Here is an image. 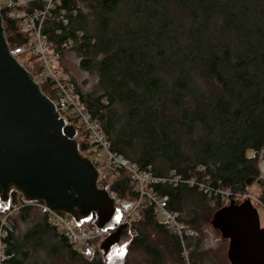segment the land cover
<instances>
[{"label":"trees","instance_id":"obj_1","mask_svg":"<svg viewBox=\"0 0 264 264\" xmlns=\"http://www.w3.org/2000/svg\"><path fill=\"white\" fill-rule=\"evenodd\" d=\"M64 3L78 15L70 28H62L64 34L49 38L57 43L82 30L83 42L72 51L82 69L97 73L92 89L74 79L71 86L112 151L157 177L183 181L156 182L153 189L196 229L191 240L201 243L200 209L207 201L217 203L213 212L223 206L220 195L204 193L199 182L234 196L244 194L247 179L255 177L264 203V0ZM4 24L11 44L22 43L14 21ZM77 139L80 148L88 145L84 133ZM131 179L121 170L111 180L120 201L138 198ZM18 213L6 237L10 258L5 264H48L65 254L61 249L82 264H105L98 246L92 257L74 250L46 212L26 207ZM18 223L28 228L18 232ZM132 227L137 236L130 246L143 249L155 264L163 260L155 235L180 256V240L151 205L139 210Z\"/></svg>","mask_w":264,"mask_h":264},{"label":"water","instance_id":"obj_2","mask_svg":"<svg viewBox=\"0 0 264 264\" xmlns=\"http://www.w3.org/2000/svg\"><path fill=\"white\" fill-rule=\"evenodd\" d=\"M0 15V211H6L12 187L28 200L110 230L99 247L103 258L133 241L132 223H120L122 211L99 186V172L80 150L78 130L66 124L32 74L11 55ZM255 177L247 179L251 185ZM264 207L252 197L214 212L210 223L229 240L231 264H264Z\"/></svg>","mask_w":264,"mask_h":264},{"label":"built area","instance_id":"obj_3","mask_svg":"<svg viewBox=\"0 0 264 264\" xmlns=\"http://www.w3.org/2000/svg\"><path fill=\"white\" fill-rule=\"evenodd\" d=\"M0 15L3 23L7 19L14 21L18 33L23 38L22 43L13 46L4 24L11 55L32 74L44 93L53 101L66 124L72 123L76 126L78 133L75 139L80 137L81 130L78 127L83 130L88 145L80 148L81 153L95 164L99 172V186L109 191L121 209H123L121 201L108 182L116 178L121 170L127 171L132 178L138 198L132 207L122 211L120 223L127 221L132 223L138 218L140 209L147 204L151 205L155 215L165 224L169 233L178 237L182 246L181 253L187 256L190 249L189 241L196 236V229L182 219L178 211L170 209L166 195L153 189L156 182L168 181L176 186L183 181L178 177H157L150 170L140 169L121 153L112 151L96 119L80 100L79 94L60 74L62 59L68 52L80 47L84 33L82 30H76L73 36L68 33L65 39L57 43L49 38V34H64L62 28H70L72 19L78 15V9L66 6L64 0H0ZM27 55L32 56L33 66L19 60L21 56ZM33 69H36L37 73H34ZM187 182L193 184L195 180ZM198 185L200 190L208 195H220L222 201L233 194L230 190L214 189L204 182H199ZM26 207L40 208L46 212L57 231L68 238L72 248L86 257H92L96 246L99 247L103 239L111 233L110 230L97 228L94 220L79 225L69 214L49 209L44 201L28 200L16 190L11 196L7 210L2 211L0 217V264H5L10 258L6 237L14 228L13 216ZM136 233L133 228V237L137 236Z\"/></svg>","mask_w":264,"mask_h":264},{"label":"rangeland","instance_id":"obj_4","mask_svg":"<svg viewBox=\"0 0 264 264\" xmlns=\"http://www.w3.org/2000/svg\"><path fill=\"white\" fill-rule=\"evenodd\" d=\"M31 57L32 56L30 55L21 56L19 60L28 66H33V58ZM33 70L34 73H37L36 69ZM60 74L69 84L70 79H74L78 86L87 90L92 89L97 82V73H90L89 71L82 69L79 65L77 56H75V54L73 55V52H69L64 56V60L60 68ZM79 130H81V138L83 137V130ZM249 154H251V152H249ZM262 164L264 165V163ZM110 182H108L109 186ZM247 188L248 189L244 194L237 193L234 196L232 194L230 198L228 197L225 201H222L223 206L229 204L232 199H235L237 203H241L244 202L245 199L252 197L256 206L264 207V203L261 201L262 190L259 187V184L253 181ZM125 199L126 200L121 201V207L129 209L133 206L135 201L129 198ZM207 203L208 204L200 209L201 224L198 236L201 238V243L196 245L195 240H191L188 255L183 256L180 251V256L177 257L173 247L166 245L167 241L164 240L165 238L162 239L161 237L155 235L153 236V239L159 245L163 254V260L157 262L156 264H231L227 256L229 240L222 238L219 230L215 229L210 223L212 215L214 214L213 210L217 207V203L214 200H208ZM35 210L40 212L43 211L40 208H36ZM18 212H16L14 216H18ZM86 223H88L87 220ZM262 225L264 227V222ZM17 227L18 232H24L28 228V225L18 223ZM130 245L131 244L123 248H113L112 253L103 258L105 264H155L152 261L153 259L150 258V256L143 249L134 248ZM61 253L65 254L53 256L51 261H48V264H82L81 260L70 259L66 251L64 252L62 249Z\"/></svg>","mask_w":264,"mask_h":264},{"label":"flooded vegetation","instance_id":"obj_5","mask_svg":"<svg viewBox=\"0 0 264 264\" xmlns=\"http://www.w3.org/2000/svg\"><path fill=\"white\" fill-rule=\"evenodd\" d=\"M15 192H16L15 187H12V189H11L10 192H9V194H10V199H11L12 194L15 193ZM2 194H3V193H2ZM2 194H0V197L2 196Z\"/></svg>","mask_w":264,"mask_h":264},{"label":"crops","instance_id":"obj_6","mask_svg":"<svg viewBox=\"0 0 264 264\" xmlns=\"http://www.w3.org/2000/svg\"><path fill=\"white\" fill-rule=\"evenodd\" d=\"M73 52V55L75 54L74 51H70V53ZM69 53V52H68ZM263 172H264V167L262 168ZM123 209H127V208H123ZM91 220H87V222L89 223ZM86 222V221H85Z\"/></svg>","mask_w":264,"mask_h":264},{"label":"clouds","instance_id":"obj_7","mask_svg":"<svg viewBox=\"0 0 264 264\" xmlns=\"http://www.w3.org/2000/svg\"><path fill=\"white\" fill-rule=\"evenodd\" d=\"M262 155L264 156V147H263V149H262ZM262 163H264V160H263V162ZM264 167V165L262 164V168ZM263 177H264V172H263Z\"/></svg>","mask_w":264,"mask_h":264}]
</instances>
